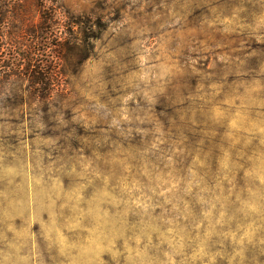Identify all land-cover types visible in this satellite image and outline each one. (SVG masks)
<instances>
[{"label": "rangeland", "instance_id": "obj_1", "mask_svg": "<svg viewBox=\"0 0 264 264\" xmlns=\"http://www.w3.org/2000/svg\"><path fill=\"white\" fill-rule=\"evenodd\" d=\"M58 1H0V264H264V0Z\"/></svg>", "mask_w": 264, "mask_h": 264}, {"label": "trees", "instance_id": "obj_2", "mask_svg": "<svg viewBox=\"0 0 264 264\" xmlns=\"http://www.w3.org/2000/svg\"><path fill=\"white\" fill-rule=\"evenodd\" d=\"M0 1L4 4V6H9L11 4V0H0ZM53 1L56 3H59L58 0H53ZM48 20H50V18L47 17V15H43L42 24L49 22ZM63 39H64V37L62 35H57L58 43L55 45V46H57L56 49H58L57 52H60L59 50L60 49L62 50V48L65 45H67V41L62 42ZM52 46L53 45H50V47L48 46V48L50 50H52ZM23 55L24 56L22 57V59L24 61H27L28 65L26 67V64H25V67L20 72L16 73V76H18V77L19 76H25V75H27V73H29L28 76L33 79V82H32L33 83V89H32L33 92L40 97H42L43 94L45 95V97L48 96L54 90L53 81H54L55 71L53 70V68L51 66V62H48V61L46 62V61L42 60L41 62L37 63V61H35V59H33V57H31L30 55H26V54H23ZM56 57L58 59H61V55L59 53ZM18 66H21V64L18 62L17 59H13L8 64V67L11 70L14 68H18Z\"/></svg>", "mask_w": 264, "mask_h": 264}]
</instances>
